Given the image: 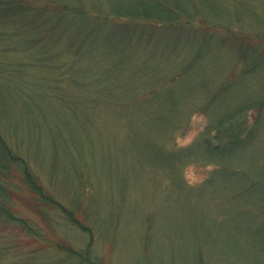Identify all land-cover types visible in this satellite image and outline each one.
I'll return each instance as SVG.
<instances>
[{
    "label": "rangeland",
    "instance_id": "obj_1",
    "mask_svg": "<svg viewBox=\"0 0 264 264\" xmlns=\"http://www.w3.org/2000/svg\"><path fill=\"white\" fill-rule=\"evenodd\" d=\"M95 1L108 9L115 0ZM168 1L193 11V24L208 35L201 57L180 76L191 48L139 73L137 61L148 55L130 52L123 86L116 84L112 99L102 93L97 105L94 60L66 54L43 62L0 44L3 64H22L10 68L12 82L0 77V133L64 209L43 206L41 217L23 203L31 193L15 179L13 211L49 241L89 246L103 264H264V0ZM165 36H174L171 26ZM164 73L154 89L168 88L170 105L143 99L148 80ZM30 92L38 95L32 106L23 104ZM257 101L261 107H249ZM155 110L166 118L151 117ZM241 123L245 138L220 149L226 129ZM205 139L211 153L201 148ZM155 151L185 154L184 162H154ZM61 255L0 219V264H45Z\"/></svg>",
    "mask_w": 264,
    "mask_h": 264
},
{
    "label": "trees",
    "instance_id": "obj_2",
    "mask_svg": "<svg viewBox=\"0 0 264 264\" xmlns=\"http://www.w3.org/2000/svg\"><path fill=\"white\" fill-rule=\"evenodd\" d=\"M171 4L168 0H115L113 2L108 1V9L105 7L104 9L95 0H0V44L3 42V46L7 48L3 51L26 52L32 58L41 59L43 62L48 59L47 56H54L55 59L57 55L64 57L66 54L76 55L78 59L94 60L97 64L94 63L97 70L92 69L93 63H87V65L89 70L92 69L91 72L94 75L91 83L95 85V96L92 102L97 105L99 100L103 99L102 93L107 97V100L112 99L116 84L123 86V82H120L124 76L122 69L125 66V57L129 58L128 53L130 52L137 55L145 51L148 55L147 58L137 61L136 70H138L136 72L139 73V70L143 68L150 71L154 67L157 68L159 61H164L161 59L166 54L170 58L171 55H176L180 48H191L190 59L180 66L181 70L180 68L177 69V74L180 76L184 71H189L201 57L209 44L208 35L203 30L199 32L200 29L193 24L192 19L195 16L193 11L188 10L183 13L181 10H177L179 5L177 7L176 3ZM171 7L175 8L171 9ZM198 10L200 11V9ZM169 26L174 31L172 37L165 36ZM199 27L202 28V26ZM185 28H188L189 31L185 32ZM181 32L186 34L185 39L189 38L188 43L182 40ZM117 34L124 37V40L119 44L113 41L108 43V37L111 38ZM234 43L231 44L232 47L236 46ZM236 47V49L239 48V46ZM156 53L160 55L159 59L156 58ZM243 56L242 54L241 57ZM259 62L256 60V63ZM168 63L171 65V62L168 61ZM18 66L22 67V64L18 63L14 67H8L0 60L1 79L3 78L7 82L15 80L13 72L16 69L18 72ZM254 66L255 64H251L245 70H250ZM128 69L135 71L131 67ZM161 76L157 79L151 80L150 78L148 80V85L151 88L146 90L148 92L143 99L154 102L157 98L158 102H167L170 105L172 96L169 89H154L157 86L156 83L159 82L160 85L167 78L165 73ZM177 76L169 78L167 82L172 83ZM161 92L165 94L159 101ZM33 95H37V93L30 92L27 97L29 102H23V104L32 106ZM18 96L17 93L14 97L19 98ZM46 96L48 97V95ZM63 97L66 99L68 95L65 94ZM259 102H253L249 107L254 109L258 105L261 107L262 101L260 104ZM244 110L245 108H240L237 113ZM151 117L156 120L166 118L164 115L158 114L156 110ZM244 127L241 123L239 131L234 127L227 128V139L220 149L225 150L227 146L242 141L245 137H242L240 133ZM250 132L252 129L248 130L246 135ZM7 138V135L3 136L0 133V219L22 227L30 236L44 241L46 246L52 245L57 252L63 253L50 263L45 264H64V262H69L67 259L70 260L71 258L76 260V264H103L102 258L92 254L89 246L75 250L64 240L49 241V239L43 238L27 219L13 211L12 202H14L16 195H19L18 191L16 192L18 183H15V179L19 180L20 186L22 184L27 185L28 191L31 193V197L23 203L41 217L45 216L43 209H41L43 206L58 208L63 212L64 209L54 196L44 189L38 177L29 169L26 161L16 150L11 148ZM223 138L224 136L220 137V140ZM201 144L202 150L207 153L212 152V148L207 145L206 139ZM213 152L216 151L213 150ZM216 153L220 154L219 151ZM154 154L156 156L154 162L161 157H166L169 161L172 159L176 163L177 161L182 163L185 156V154L183 156L167 153L164 155L159 151H155ZM17 199L23 201L22 196ZM67 216L70 221L77 223L70 214ZM78 226L85 229L80 223Z\"/></svg>",
    "mask_w": 264,
    "mask_h": 264
}]
</instances>
